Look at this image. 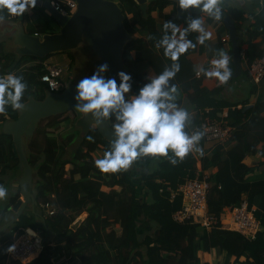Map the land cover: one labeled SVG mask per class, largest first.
<instances>
[{
  "label": "trees",
  "instance_id": "16d2710c",
  "mask_svg": "<svg viewBox=\"0 0 264 264\" xmlns=\"http://www.w3.org/2000/svg\"><path fill=\"white\" fill-rule=\"evenodd\" d=\"M58 1L66 4L65 0ZM114 1L123 9L125 27L133 37L125 48L124 61L134 73L131 93H137L148 82L150 70L138 73L130 65L146 63L156 75L162 72L172 63L158 44L164 21L175 20L182 26L195 14L185 12L179 17L174 2L152 0L148 4V15L144 17L134 0ZM223 8L236 25L247 64L256 58L264 59V7L259 12H251L254 21L249 24H246V10L236 5ZM33 9L34 18L27 29L29 34L58 32L50 31L47 26L43 28L50 22L59 28L45 9L37 5ZM17 17L6 16L5 19ZM217 22L225 27L221 20ZM197 35L188 33L196 47L183 55L197 50ZM258 38L260 41L256 42ZM229 44L232 54V44ZM47 58H18L7 50L6 42L0 41V75L16 72L24 78L28 87L23 102L31 97L45 98L48 89L41 76ZM36 61L38 63L22 69L25 64ZM172 83L180 84V71ZM63 85L65 89L66 82L63 81ZM211 96L210 92L201 90L193 97V101L210 100L204 101L201 108L197 106L196 109H201L198 114L215 103ZM77 117L75 111H69L43 120L28 142V159L35 173L32 189L38 206L34 211H25L12 228L0 235V264H6L10 248L26 229L41 234L44 240L43 249L26 264H60L63 255L67 260L72 259V263L74 260L73 264H210L201 260L199 252L211 249L227 253L225 264H264V230L251 240L230 230L224 222L226 214L230 215L244 197L256 207L258 198H262L263 204L257 207L256 216L264 227V173L256 175L259 167L244 162L248 156L260 154L264 147L262 99L241 108L230 106L227 124L233 128L231 137L221 144L208 142L203 135L199 141L203 155L193 150L175 165L168 157L144 156L132 163V169L117 173H103L95 166V154L100 151L104 154L110 142L96 128L82 137L74 125ZM17 118V109L11 106L0 113V123ZM109 121L112 126L114 118ZM196 130L202 131L199 127ZM89 136L93 139L89 140ZM12 142V137L0 134V184L3 185V176L20 174ZM74 143L77 146L69 155ZM207 143L213 146L206 147ZM213 168L217 171L212 174ZM142 170L145 173L139 174ZM205 175L211 183L209 213L218 219V224L211 230L176 222L173 215L181 207L182 199L171 200L169 190H176L188 179H203ZM20 198L18 187L7 205L0 208V226L11 219V208ZM46 204L53 209L52 215L47 214ZM83 213L87 214L85 219L73 225ZM142 217L148 219L151 226L144 233L140 232Z\"/></svg>",
  "mask_w": 264,
  "mask_h": 264
},
{
  "label": "clouds",
  "instance_id": "9594fccd",
  "mask_svg": "<svg viewBox=\"0 0 264 264\" xmlns=\"http://www.w3.org/2000/svg\"><path fill=\"white\" fill-rule=\"evenodd\" d=\"M178 4L182 10L195 7L216 21L221 19V0H178ZM36 5L37 0H0V21L6 16H22ZM162 30L158 44L172 63L159 74L148 76V82L137 93H131L133 77L130 73L120 70L116 76H106L107 63L100 64L90 76L76 83L73 99L80 112L91 114L96 125L114 118V138L110 147L94 161L103 173L126 170L144 156L168 157L175 165L193 150L203 155L199 141L204 132L187 130L192 114L178 105V89L172 80L180 71V56L196 47L188 33H198L196 40L200 44L209 40L212 34L200 14L189 18L183 28L175 20H165ZM229 65V54L219 49L207 66L199 64L194 71L197 77L203 74L223 84L233 75ZM27 87L20 75L12 72L0 75V113L5 112L7 106L23 109L22 98ZM8 193V187L0 184V200L6 199Z\"/></svg>",
  "mask_w": 264,
  "mask_h": 264
},
{
  "label": "water",
  "instance_id": "95a60500",
  "mask_svg": "<svg viewBox=\"0 0 264 264\" xmlns=\"http://www.w3.org/2000/svg\"><path fill=\"white\" fill-rule=\"evenodd\" d=\"M77 9L71 16L63 15L56 11L50 0H37V6L45 9L59 26L56 33L29 34L24 26V14L17 19L0 21L1 40H11L8 51L14 52L18 58L35 57L45 59L59 53L89 48L92 65L97 68L100 64L107 63L109 70L105 73L108 77L116 76L123 70L131 72L124 61L126 46L133 37L125 27V14L118 2L114 0H73ZM141 9L144 17L148 15V4L152 0H134ZM176 4L179 17L185 12L195 15L200 13L199 8L182 10L178 0H169ZM231 3L246 10V0H221ZM221 21L228 29L229 38L233 49V63L236 76L242 73V52L239 45L237 28L230 16L222 8ZM76 83L69 84L59 93L47 92L43 100L33 97L24 102L23 109H17L18 118L8 119L0 125V134L12 137L13 151L18 159V168L21 172L19 187L22 198L11 208L14 216L0 226V235L12 228L20 219L27 206L31 205L34 211L38 206L33 193L34 170L29 162L27 144L36 134L37 128L43 120L75 111L78 117L75 128L80 130L82 137L86 136L92 128H96L107 141L111 143L114 138L113 128L109 119L96 125L91 114L80 112L75 107L73 99Z\"/></svg>",
  "mask_w": 264,
  "mask_h": 264
},
{
  "label": "crops",
  "instance_id": "0c3cea01",
  "mask_svg": "<svg viewBox=\"0 0 264 264\" xmlns=\"http://www.w3.org/2000/svg\"><path fill=\"white\" fill-rule=\"evenodd\" d=\"M117 2V1H116ZM231 3L223 2L221 4V7L223 6H230ZM246 15L248 17L247 23L249 24L254 21L251 12H259L264 7V0H246ZM171 10L170 8H167V12ZM25 18L27 17V20L24 19V26L27 31L29 22L33 21V15H34V9L32 8L28 12L25 13ZM156 14V13H155ZM206 26L208 27V30L211 32V38L207 41H205L204 44H200L197 42V50L191 51L190 53L186 55H182L183 57L180 58V84L177 85V103L179 106L187 108L188 111L192 114V120L191 124L189 125V130L196 131V129L199 127L202 129V124L206 118H211L214 120H222V117L225 113H228L229 117V108L230 106L234 109L235 107L241 108L242 106H250L257 103L259 99H262L264 101V80L260 84H255L252 80V75L249 70V64H247V61L244 59V55L242 53V73L239 76H236L235 74V65L233 63V49L232 54H230V38H229V32L228 29L221 26V23H218L217 21H210L208 19V15H202ZM182 17V16H180ZM13 20V19H11ZM15 20V19H14ZM186 22L184 21L182 24V28L186 27ZM223 22V21H222ZM224 24V23H223ZM161 26V25H159ZM41 34V33H36ZM225 38H229V41H224ZM0 41L6 42L9 46L11 44V40H1ZM260 41V38L256 39V42ZM232 44V43H231ZM7 46V47H8ZM247 45H244L243 48H246ZM219 49H223L226 51L230 56V68L232 69L233 75L229 79L227 83H220L216 78H206L203 74L201 76L197 77L195 74V67L199 64H204L207 66L208 61L214 57L216 54V51ZM242 52V51H241ZM135 57V54L132 55ZM70 56L69 52L65 53H59L50 56L45 61V64L49 65H55L63 69L64 73L62 76V80L64 82H68V73L67 69L70 65ZM36 62H31L25 64L22 69L25 70L29 65H32ZM131 69H134L135 72L143 73L145 70H150L149 77L155 76L156 74L149 68L146 63H132L130 65ZM201 90H206L210 92L211 100L215 101L213 105L206 106L203 110V113H199L200 110L196 109L197 106H201L204 101L208 102L210 100H202L199 101H193V97L196 95V93H199ZM214 94V96H213ZM201 108V107H200ZM209 111V113H207ZM228 117L225 119V122L227 123ZM3 123H0V125ZM211 147L213 144H208L206 147ZM213 148V147H212ZM262 148V146L260 147ZM211 150V149H210ZM247 165L249 166H258V171L256 172V175H259L264 173V147L261 150V153L258 155H250L248 156L245 161ZM217 168H213L211 170V173H216ZM12 184V196L16 194V189L18 190L19 184ZM17 186V188H15ZM22 198V196H21ZM10 200V199H9ZM8 200V201H9ZM262 198H258L257 200V207L259 205H262ZM7 205V203H6ZM14 206V205H13ZM12 206V207H13ZM28 212H31L33 210L31 205H28L27 208ZM85 216H87L86 213ZM14 216V213L10 212V217L12 218ZM225 224L226 226L230 228V215L226 214L225 216ZM81 219V218H80ZM85 218H82L84 220ZM140 229L141 233L147 232L151 229L150 222L148 219L143 218L140 220ZM61 245L63 246L64 243L62 242ZM61 246V247H62ZM199 256L203 262H209L210 264H214L216 262H219L220 264H225L227 261V253L223 252L222 254L218 252L216 249H211L209 251H200ZM68 257V256H67ZM60 264H73L75 261L72 259L67 260L66 257L63 255L60 257ZM231 263L233 260L230 261Z\"/></svg>",
  "mask_w": 264,
  "mask_h": 264
},
{
  "label": "built area",
  "instance_id": "2783aa9c",
  "mask_svg": "<svg viewBox=\"0 0 264 264\" xmlns=\"http://www.w3.org/2000/svg\"><path fill=\"white\" fill-rule=\"evenodd\" d=\"M65 1V5L58 0H50V3L56 11L61 12L63 15L71 16L77 9V3L73 0ZM224 41H229V38H225ZM44 65L45 71L41 76V81L47 86L48 91L52 93L63 91V69L55 65ZM249 70L253 82L260 84L264 80V59H254L249 64ZM12 73L17 75L16 72ZM227 117L228 113H225L222 120L217 121L209 117L204 120L202 131L208 142L223 144L229 140L233 128L225 122ZM210 188L211 183L208 175H205L203 179H188L180 184L176 190L169 188L171 200L176 197L182 199L181 207L173 215L174 220L182 224L200 225L206 230L214 228L218 224V219L209 213L208 195ZM44 207L47 214H53L54 211L49 204ZM256 212L257 207L251 206L248 199L244 197L242 203L234 207L230 213V228L248 239H256L258 234L264 230L256 216ZM28 230L26 229L19 241L10 248L6 264H26L43 249L44 240L42 235L34 231L29 232Z\"/></svg>",
  "mask_w": 264,
  "mask_h": 264
},
{
  "label": "rangeland",
  "instance_id": "374dc122",
  "mask_svg": "<svg viewBox=\"0 0 264 264\" xmlns=\"http://www.w3.org/2000/svg\"><path fill=\"white\" fill-rule=\"evenodd\" d=\"M221 4H222V2H221ZM46 26L49 27L50 28L49 30L52 31V32H54L55 30L56 31L60 30L52 22H50L47 25H44L43 28H45ZM6 44H8V43H6ZM6 46H8V45H6ZM8 47L10 48L11 44H9ZM11 53L14 54V52H11ZM90 54H91V52H90L89 48H87L85 46L80 48L79 50L69 52V55H70L71 59H70V65L68 66V69H67V73H68V77H69L68 82L66 83L67 86L69 84H71V83H77L80 79H82L85 76H90L96 70V68L92 65V59L90 57L91 56ZM36 63H38V62L36 61ZM132 70L134 71V69H132ZM76 146H77V143H76V145L74 143V145L71 146L70 151H69V155H70L71 151ZM95 156H96V158H101L103 156V153L100 151L97 154H95ZM132 168H133V166L131 165L128 169H132ZM138 173L139 174H144L145 171L142 170V171H140ZM138 173L135 174L136 177L138 176ZM8 174L5 177L3 176V179L5 180V184L4 185L6 187H8V189H9V193H8V196H7L6 199L0 200V208L4 207L5 204L8 203V200L10 199V196L12 194L11 181L13 182V184H19V179H20V176H21V172H20V174H15V175L13 174L14 176L11 175V173L9 175ZM137 182H138L139 186H141L140 185V181H139L138 178H137ZM15 188H17V186H15ZM16 192H17V189H16ZM139 210H141V209H139ZM85 217H86L85 214H82L80 217H78V219L76 220V222L73 225H76L79 222L83 221L82 218H85Z\"/></svg>",
  "mask_w": 264,
  "mask_h": 264
}]
</instances>
